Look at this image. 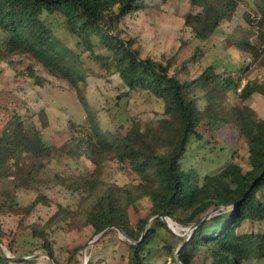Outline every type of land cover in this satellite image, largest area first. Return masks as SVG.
<instances>
[{"label": "trees", "instance_id": "obj_1", "mask_svg": "<svg viewBox=\"0 0 264 264\" xmlns=\"http://www.w3.org/2000/svg\"><path fill=\"white\" fill-rule=\"evenodd\" d=\"M168 1L0 0V62L8 60L13 65L15 56L26 59L21 73L36 84L45 81L39 67L67 81L85 110V123L70 120L71 137L60 145H52L44 137L43 130L49 126L45 109L34 112L40 127L26 124L32 113L0 110L4 112L0 115V213L16 211L20 190L44 193V188L59 186L79 200L75 209L66 206L63 215L55 219L83 221L93 228L95 236L100 235L96 243L106 242L111 234L124 233L126 264H158L168 256L171 264H198L201 257L203 264H247L251 259H264V232L244 233L240 244L231 241L244 223L264 224V119L245 105L255 93L264 96V79L243 84V71L217 72L213 63L193 76L192 70L202 65L205 56L201 46L181 62L175 55H143L121 25L129 16L157 9ZM189 1L195 10L184 15V24L193 39L202 43L217 34L222 22L231 19L242 2ZM253 9L255 17L247 13L246 18L257 26V38L238 46L253 62L264 65V0H256ZM52 15L63 16L77 49L56 37L47 19ZM86 51L102 70L118 74L127 87L109 111L121 110L124 99L129 101L133 92L145 91L163 104L161 115L146 120L133 116L127 126L104 129L87 96V69L80 64ZM114 120H119L116 113ZM227 124L241 134L249 168L231 160L188 190V179L198 177L194 170L181 169L188 147ZM111 170L129 175L132 171V181L137 183L109 180ZM6 181L14 185L10 195H5ZM144 197L150 201L147 213L137 206ZM208 214L210 217L203 220ZM213 216L219 218L217 223H210ZM167 219L185 228L196 226L182 237L170 228ZM29 228L33 238L42 240L49 258L64 264L57 261L48 233L43 230L40 235L37 225ZM3 234L0 222V264L13 260L38 264L34 252L8 256L1 248ZM163 240L166 243L162 244ZM84 246L75 247L66 264L75 260V264H109L104 257H90L83 263L77 256ZM8 249L15 252L13 244ZM162 264H168L167 258Z\"/></svg>", "mask_w": 264, "mask_h": 264}, {"label": "rangeland", "instance_id": "obj_2", "mask_svg": "<svg viewBox=\"0 0 264 264\" xmlns=\"http://www.w3.org/2000/svg\"><path fill=\"white\" fill-rule=\"evenodd\" d=\"M255 3L256 0H242L233 17L223 21L217 34L205 43L193 39L192 33L184 24V15L190 10H195L189 0H170L162 3L157 9L153 8L129 16L121 25V29L128 34V37L136 40V45L139 46L143 55L156 58L163 54L175 55L178 57L177 62H181L182 58L188 57L197 46H201L205 49V56L201 60L202 65L192 70L193 76L198 75L203 68L213 63L217 72L226 69L243 71L245 73L243 84H245L247 80L264 79V65L253 62L252 58L238 46V43L242 41H255L257 38V26L254 21L251 23L246 18L247 13H250L251 18L255 17L253 9ZM47 19L52 24L56 37L73 49H77L75 39L65 28L63 16L52 15L47 16ZM2 39L3 34L0 31V42ZM96 52L103 51L96 49ZM89 54L90 52H84L82 56L84 63L80 64L87 69L88 100L96 110L104 129L115 130L122 124L127 126L133 116L146 120L161 115L163 104L145 91L133 92L129 101L123 100L121 110L115 108L109 111V108L115 107L118 101L117 95L125 91L127 87L118 74H109L102 70L100 64L90 58ZM12 59L15 60L13 65H10L8 60L0 62V110L3 108L15 110L21 115L32 113L34 114L32 119H28L26 124L34 123L40 127L41 123L34 112L45 109L49 126L43 130L44 137L52 145L62 144L71 137L68 128L70 120L77 124L85 123V110L75 90H72L67 81L50 76L40 67L39 74L45 81L43 84H36L32 78L21 73L27 60L19 59L18 56ZM245 69L248 70L245 71ZM245 105L253 109L258 118L264 119L263 95L255 93L245 101ZM114 113L119 120H114ZM244 143L238 129L231 124L223 126L217 132L206 133L201 141H192L180 162L183 171L194 170L198 176L188 179V190L197 183H201L203 176L218 172L231 160L239 162L245 169L249 168L247 147ZM133 174L132 171L129 175L124 171L119 173L111 170L107 176L109 180L116 179L119 183H124L132 181ZM132 182L137 183V180ZM13 189V183L6 181L5 195H10ZM78 200L77 196H72L68 190L59 186L44 188V193L18 191L16 211L0 213L4 233L2 250L11 257L34 252L38 264H56L43 250L42 240L39 237L33 238L31 235L29 227L37 225L41 227L40 235L44 233L43 230L48 233L56 259L60 263L66 264L74 248L85 245L77 256L83 263H86L90 257L94 259L104 257L109 264H126L124 233L111 234L106 242L96 243L93 241H97L100 235L95 236L93 228L83 221L70 223L69 219L60 218L59 221L55 219L63 215V209L66 206L75 209ZM137 206L142 213H147L150 201L147 197L141 198L137 201ZM130 216L132 221L136 219L133 209L130 210ZM221 218H224V215ZM218 219L213 216L209 221L217 223ZM167 221L168 223L171 221L169 225L171 224L170 226L177 234L182 237L188 235L190 227L185 228L171 219ZM250 232L263 233L264 224L244 223L238 229V233L233 235L231 241L240 244L244 233ZM163 241H161L162 244L166 243L165 240ZM10 244H13L15 252L8 249ZM165 258L168 264L172 263L169 256L163 257L162 262ZM75 262L67 264H75ZM197 263L203 264V257L197 260ZM9 264L27 263L13 260ZM247 264H264V259H251Z\"/></svg>", "mask_w": 264, "mask_h": 264}, {"label": "water", "instance_id": "obj_3", "mask_svg": "<svg viewBox=\"0 0 264 264\" xmlns=\"http://www.w3.org/2000/svg\"><path fill=\"white\" fill-rule=\"evenodd\" d=\"M208 217H210V214H208L203 220H205V219H207ZM202 220V221H203ZM166 222H168L167 220H166ZM170 226V225H169ZM196 226V225H195ZM170 228L173 230V228L170 226ZM174 231V230H173ZM175 232V231H174ZM176 233V232H175ZM179 236H181L180 234H179ZM96 241V240H95ZM95 241H93V242H95ZM28 258H30V257H28Z\"/></svg>", "mask_w": 264, "mask_h": 264}, {"label": "built area", "instance_id": "obj_4", "mask_svg": "<svg viewBox=\"0 0 264 264\" xmlns=\"http://www.w3.org/2000/svg\"><path fill=\"white\" fill-rule=\"evenodd\" d=\"M172 227V226H171ZM195 228V226L194 227H190L189 228V231H188V234H190L192 231H193V229Z\"/></svg>", "mask_w": 264, "mask_h": 264}]
</instances>
